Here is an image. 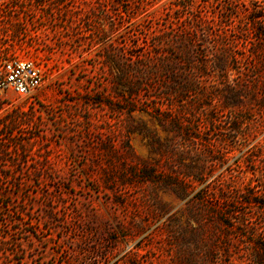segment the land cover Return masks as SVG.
Segmentation results:
<instances>
[{"label": "rangeland", "instance_id": "1", "mask_svg": "<svg viewBox=\"0 0 264 264\" xmlns=\"http://www.w3.org/2000/svg\"><path fill=\"white\" fill-rule=\"evenodd\" d=\"M256 16L264 29V0H0V77L13 58L33 59L46 77L31 95L0 90V264H168L163 250L180 249L186 200L161 181L196 160L209 184L247 141L239 134L225 149L223 117L204 134L208 147L172 151L175 132L146 113L119 112L123 103L108 106L112 57L180 35L210 49L226 34L254 60L261 89Z\"/></svg>", "mask_w": 264, "mask_h": 264}, {"label": "trees", "instance_id": "2", "mask_svg": "<svg viewBox=\"0 0 264 264\" xmlns=\"http://www.w3.org/2000/svg\"><path fill=\"white\" fill-rule=\"evenodd\" d=\"M260 18H251V24L262 39ZM214 38L210 49L202 50L193 39L180 35L167 45L163 41L146 45L147 50H136L129 58L112 57V95L107 104L115 109L123 103L121 113L129 109L131 114H148L181 137L178 145L170 146L180 152L179 143L208 147L204 134L216 131L221 118H229L228 135L221 138L225 149L239 134L247 143L242 156L220 177L205 184L208 175L194 160L182 174L161 181L186 200V212L177 218L180 249H164L163 254L170 258L168 264H264V180L260 179L264 174V82L260 89L256 64L236 41L226 34ZM258 52L252 53L256 60ZM205 53L215 57L209 59ZM144 134L151 145L159 141L152 133ZM213 153L211 147L205 148L208 159L219 161ZM232 158L226 155L227 160Z\"/></svg>", "mask_w": 264, "mask_h": 264}, {"label": "built area", "instance_id": "3", "mask_svg": "<svg viewBox=\"0 0 264 264\" xmlns=\"http://www.w3.org/2000/svg\"><path fill=\"white\" fill-rule=\"evenodd\" d=\"M42 66L31 58H13L4 62L0 77L1 91H15L19 95L35 93L45 82Z\"/></svg>", "mask_w": 264, "mask_h": 264}]
</instances>
